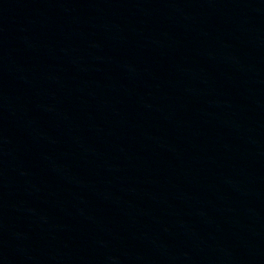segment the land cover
Returning <instances> with one entry per match:
<instances>
[{"label":"water","instance_id":"water-1","mask_svg":"<svg viewBox=\"0 0 264 264\" xmlns=\"http://www.w3.org/2000/svg\"><path fill=\"white\" fill-rule=\"evenodd\" d=\"M264 164V0H43Z\"/></svg>","mask_w":264,"mask_h":264}]
</instances>
